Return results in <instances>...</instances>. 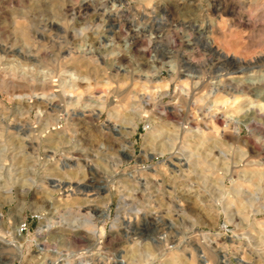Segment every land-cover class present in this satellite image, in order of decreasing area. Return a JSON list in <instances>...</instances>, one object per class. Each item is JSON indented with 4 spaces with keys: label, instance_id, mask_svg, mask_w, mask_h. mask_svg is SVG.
I'll return each mask as SVG.
<instances>
[{
    "label": "clouds",
    "instance_id": "1",
    "mask_svg": "<svg viewBox=\"0 0 264 264\" xmlns=\"http://www.w3.org/2000/svg\"><path fill=\"white\" fill-rule=\"evenodd\" d=\"M0 264H264V0H0Z\"/></svg>",
    "mask_w": 264,
    "mask_h": 264
}]
</instances>
